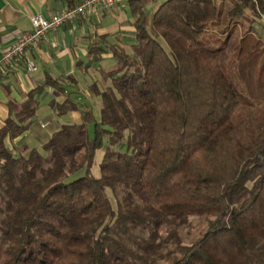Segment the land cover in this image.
<instances>
[{
  "label": "trees",
  "instance_id": "trees-1",
  "mask_svg": "<svg viewBox=\"0 0 264 264\" xmlns=\"http://www.w3.org/2000/svg\"><path fill=\"white\" fill-rule=\"evenodd\" d=\"M151 1L128 0L130 53L87 47L98 121L64 78L8 102L0 264H264V0ZM48 86L80 122L36 119Z\"/></svg>",
  "mask_w": 264,
  "mask_h": 264
},
{
  "label": "crops",
  "instance_id": "crops-1",
  "mask_svg": "<svg viewBox=\"0 0 264 264\" xmlns=\"http://www.w3.org/2000/svg\"><path fill=\"white\" fill-rule=\"evenodd\" d=\"M78 0H0V53L8 48L16 38L30 28V18L35 13L50 16L63 9L74 6ZM164 0H152L148 8ZM264 27V21L260 24ZM262 31L264 38V30ZM133 26L128 0H116L109 7L95 8L75 22L47 32L45 38L29 47L10 64L0 69V127L8 114L10 100L20 102L25 95L41 84L48 76L64 78L65 93L76 89L85 91L88 79L97 72L90 66L87 58V47L94 40L100 41L99 36L107 35L110 42L120 43L125 49L132 40ZM129 47V46H128ZM127 50V49H126ZM28 62L35 66L28 70ZM113 58L110 52L103 54L101 65L109 66ZM95 75V74H94ZM97 75V74H96ZM95 75V76H96ZM68 76L75 79V83H67ZM97 77V76H96ZM86 82V83H85ZM44 94L49 101L45 106L38 107L36 119L41 121L48 115H53L60 122H68L61 116H56L52 102L60 103L64 96H55L52 87H46ZM47 99V100H48ZM31 145H38L37 141L27 136Z\"/></svg>",
  "mask_w": 264,
  "mask_h": 264
},
{
  "label": "built area",
  "instance_id": "built-area-1",
  "mask_svg": "<svg viewBox=\"0 0 264 264\" xmlns=\"http://www.w3.org/2000/svg\"><path fill=\"white\" fill-rule=\"evenodd\" d=\"M116 0H78L77 3L50 16L35 13L30 18V28L21 33L16 40L0 53V69L20 57L27 48L43 40L50 30L75 22L95 8L109 7ZM28 70H34L32 62H28Z\"/></svg>",
  "mask_w": 264,
  "mask_h": 264
},
{
  "label": "rangeland",
  "instance_id": "rangeland-1",
  "mask_svg": "<svg viewBox=\"0 0 264 264\" xmlns=\"http://www.w3.org/2000/svg\"><path fill=\"white\" fill-rule=\"evenodd\" d=\"M262 34H263V32L260 31V35L261 36H262ZM126 49H127V51L129 53L131 52V50H130V48L128 46L126 47ZM94 74L95 75L97 74L96 75L97 77L100 76L98 73L93 72L92 77H90L88 79L89 82L92 81V78L95 79L96 76ZM71 97L73 99H75L78 104H81L82 107H84V109H90L92 111L94 119L96 121L99 120L101 103H100V99H99L98 96L92 94V92H90L89 89H85V91H83V92H79L78 91L75 94H71ZM47 99H48V97L45 94H43V96L41 97V101H42V105L41 106H45L46 103L50 102L49 99L48 100ZM84 104H86V105H84ZM41 106L39 108L42 111V107ZM61 117L64 119V121L67 120L68 122H80L81 121V115L77 111H69L68 113L63 114ZM88 127H89L90 134H92V132H93L92 123L88 124ZM243 137H244L243 138L244 140L249 137V132L247 130H246V132H244ZM106 144H107V138L105 137L103 139L102 146L100 148H98L96 150V152H95L94 162H93V165L91 167V171L94 174H96V175L99 174L98 165H99V162H100V160L102 158L103 150H104V147H105Z\"/></svg>",
  "mask_w": 264,
  "mask_h": 264
}]
</instances>
